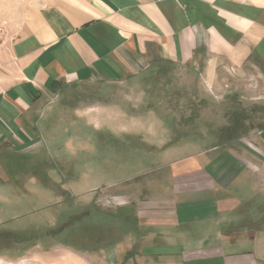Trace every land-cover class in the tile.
Instances as JSON below:
<instances>
[{
	"label": "crops",
	"instance_id": "crops-1",
	"mask_svg": "<svg viewBox=\"0 0 264 264\" xmlns=\"http://www.w3.org/2000/svg\"><path fill=\"white\" fill-rule=\"evenodd\" d=\"M0 21L9 35L0 51V158L39 143L36 123L62 85L124 79L150 57L204 62L211 78L220 64L264 63V0H0ZM247 163H161L160 188L131 189L127 205L117 202L129 237L117 238L113 257L64 263L264 264V229L241 224L255 187Z\"/></svg>",
	"mask_w": 264,
	"mask_h": 264
},
{
	"label": "rangeland",
	"instance_id": "rangeland-1",
	"mask_svg": "<svg viewBox=\"0 0 264 264\" xmlns=\"http://www.w3.org/2000/svg\"><path fill=\"white\" fill-rule=\"evenodd\" d=\"M46 100L39 143L0 158V264L110 260L129 237L118 203L160 188V164L177 158L247 160L255 187L241 224L264 229V63L220 64L211 78L204 62L150 57L134 75L62 85ZM230 124L239 134L225 142Z\"/></svg>",
	"mask_w": 264,
	"mask_h": 264
},
{
	"label": "trees",
	"instance_id": "trees-1",
	"mask_svg": "<svg viewBox=\"0 0 264 264\" xmlns=\"http://www.w3.org/2000/svg\"><path fill=\"white\" fill-rule=\"evenodd\" d=\"M239 125H240V123H239ZM239 129H240L239 126L237 127L235 124H230L226 128H224L223 131H221L220 135L223 134L225 136V142L226 141L230 142V141H233L236 139L237 135L239 134V131H238ZM222 139H223V137H222ZM8 234H10V233H3V236L13 238L12 236H10Z\"/></svg>",
	"mask_w": 264,
	"mask_h": 264
},
{
	"label": "built area",
	"instance_id": "built-area-1",
	"mask_svg": "<svg viewBox=\"0 0 264 264\" xmlns=\"http://www.w3.org/2000/svg\"><path fill=\"white\" fill-rule=\"evenodd\" d=\"M9 42V35L6 25L3 21H0V51L6 49Z\"/></svg>",
	"mask_w": 264,
	"mask_h": 264
}]
</instances>
